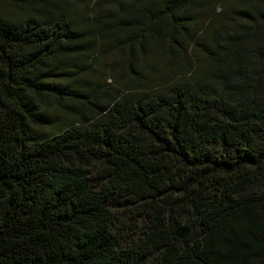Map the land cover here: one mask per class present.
<instances>
[{
    "label": "trees",
    "instance_id": "1",
    "mask_svg": "<svg viewBox=\"0 0 264 264\" xmlns=\"http://www.w3.org/2000/svg\"><path fill=\"white\" fill-rule=\"evenodd\" d=\"M0 264H264V0H0Z\"/></svg>",
    "mask_w": 264,
    "mask_h": 264
}]
</instances>
